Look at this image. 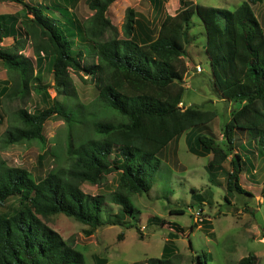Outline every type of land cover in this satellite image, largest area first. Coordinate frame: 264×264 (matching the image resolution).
Wrapping results in <instances>:
<instances>
[{"label":"trees","instance_id":"1","mask_svg":"<svg viewBox=\"0 0 264 264\" xmlns=\"http://www.w3.org/2000/svg\"><path fill=\"white\" fill-rule=\"evenodd\" d=\"M114 1L87 0L94 13L83 22L74 19V26L66 29L46 15L42 5L11 0L32 15V25L45 38L38 36L40 40L33 49L38 56L36 61L0 44V61L11 81L10 87H1L0 96L23 99L32 89L48 97L45 86L33 84L37 80L34 65L41 67L40 52L51 56L56 92L71 100L76 98L77 90L68 73V68H72L91 75L97 95L89 112L93 136L74 143L69 133L64 143V161L44 176L36 178L27 169L7 165L0 158V264H86L81 251L41 216L64 214L88 225L84 231L87 235L103 224L135 227L142 238L137 220L124 219L137 213L130 195L148 193L151 178L161 164L157 155L172 139L193 127L203 126L208 131L207 126L216 116L215 111L200 106H179L184 90L180 83L189 67L203 72L197 70L201 68L199 64L186 58L184 46L188 44L195 14L205 31L204 49L209 58L212 87L220 97L239 106L231 110L222 127L225 146L217 144L213 134L190 132L188 150L198 156L213 154L206 170L211 175L217 171L226 174L228 192L250 194L239 182L244 163L241 155L235 152L230 158V172L225 173L222 165L234 149L237 130L247 131L264 153V31L253 9V4L263 0H244L234 9L179 0L178 10L165 14L156 31L150 21L136 17L134 10L128 8L122 37L105 39L104 32L112 28L106 12ZM157 1L160 8L163 0ZM15 21L14 15L0 14V43L11 36L19 42L17 35L21 32L17 31ZM27 32L26 28L24 34ZM75 36L91 44L97 63H80L82 50L73 48ZM79 111L57 100L33 112L19 107L0 136V149L34 140L44 146L46 121L57 116L70 126V122L81 120ZM112 172L118 175L117 185L107 198L81 188L83 183H102ZM197 196L201 202L203 197ZM10 198H15L18 205L8 207ZM109 202L119 206L118 213L104 219ZM173 250L168 239L162 257L149 258L146 264H177ZM205 256L198 254L197 262L206 264L202 260ZM255 259L248 254L236 264H256Z\"/></svg>","mask_w":264,"mask_h":264},{"label":"rangeland","instance_id":"2","mask_svg":"<svg viewBox=\"0 0 264 264\" xmlns=\"http://www.w3.org/2000/svg\"><path fill=\"white\" fill-rule=\"evenodd\" d=\"M55 1L54 7L51 3ZM27 0L33 5H42L43 12L56 19L61 27H73L74 19L83 22L94 11L88 7L87 0ZM203 5L234 9L244 0H191ZM60 4L61 7H57ZM157 0H115L106 12L112 28L104 32V38L114 35L122 37L123 25L128 8H132L135 16L147 19L156 31L165 14H174L179 6V0H163L157 8ZM65 7V9H64ZM182 7V6H181ZM256 17L264 31V0L253 4ZM0 10L13 12L15 27L19 42L14 37L5 38L0 43L4 48L13 49L18 53L36 61L37 54L33 49L40 40L36 26L32 25L31 17L23 7L17 4L1 1ZM193 26L189 30L186 58L199 64L203 72L183 77L181 85L186 86L182 95V107L188 105L200 106L216 112V116L206 127H193L182 133L175 140L176 148L173 155L168 154L166 146L157 156L161 160L160 167L151 178V188L147 192L130 195L134 206L135 217L125 216L130 222L136 221L142 238L135 227L125 228L119 224H103L87 235L88 225L82 224L71 217L54 214L42 217V220L57 231L65 241L75 246L84 255L86 264H146L149 258L162 257L163 246L170 241L174 245L175 263L199 264L196 256L205 253L202 260L206 264H236L239 259L248 254L255 256L256 264H264V153L254 138L234 137L236 149L223 162V171H231L230 158L235 152L241 155L244 162L239 177L241 186L247 193L228 192L225 186L226 174L215 172L211 175L205 168L213 154L198 156L188 150L187 144L192 132L197 134H213L217 144L225 146L222 127L229 118L227 108H237L236 102L219 100V95L212 87V75L209 58L205 52V34L200 18L195 14L192 17ZM35 28V32L33 28ZM68 27V28H67ZM28 29L27 34L25 29ZM40 36L43 37L41 34ZM192 36V37H191ZM9 39V40H8ZM74 49L82 50V65L97 63V58L91 51V44L80 37H74ZM41 67L34 65L33 73L37 80L33 84L46 87V95L36 94L31 89L30 95L20 99L0 96V136L7 127L8 121L13 118V112L24 107L33 112L48 106L53 100L64 103L67 107L80 110L78 118L83 120L70 122L68 126L61 118L52 116L44 125V146L38 142L29 141L20 144L7 145L0 149V158L7 165L20 166L27 169L39 178L50 169L59 166L65 158L64 143L66 136L71 133L74 143L93 136L89 112L91 103L95 100L97 89L91 75L83 71L68 68L69 78L76 87L77 96L69 99L55 90L53 72L50 65L51 56L40 52ZM187 60V59H186ZM10 78L0 61V89L10 87ZM64 92V90L61 89ZM75 101V102H74ZM230 103V104H229ZM79 111V112H80ZM43 153V158H40ZM53 154L55 157H53ZM117 173H109L102 183H83L81 188L90 194H105L116 188ZM195 189V191H192ZM197 195L203 200L199 202ZM8 207L17 206V200L10 198ZM182 209V213H171V209ZM119 206L107 203L103 218H114ZM0 210H2L0 208ZM158 218L160 221L156 220ZM153 219L154 221H151ZM163 221V222H161ZM194 224V227L190 226ZM180 227V230L177 229ZM122 234V236H120ZM174 234V236H173ZM177 235V237L175 236ZM192 247H190V243Z\"/></svg>","mask_w":264,"mask_h":264},{"label":"crops","instance_id":"3","mask_svg":"<svg viewBox=\"0 0 264 264\" xmlns=\"http://www.w3.org/2000/svg\"><path fill=\"white\" fill-rule=\"evenodd\" d=\"M25 1H27V0H25ZM53 1V0H52ZM66 1V0H65ZM3 2H5V1H3ZM7 3H10L11 2V0L10 1H6ZM1 3V2H0ZM12 4H17V3H14V2H11ZM29 3V2H28ZM31 4V3H30ZM54 4H56V2L55 1H53L52 3H51V6H53L54 7ZM17 5H19V4H17ZM20 7H22L21 5H19ZM0 14H11V15H13L14 13L13 12H7V11H5V10H0ZM6 38H9V37H6ZM5 39V38H4ZM3 39V40H4ZM9 40V39H8ZM31 53H32V55H33V52L31 51ZM186 64L188 65V62H187V60H186ZM189 70H190V67H189ZM197 73V72H196ZM185 76H186V78H188L189 76L191 77L192 75L189 73V71L185 74ZM184 87H186V86H184ZM219 98V100H224L225 102H231V101H228V100H226L225 98H222V97H218ZM180 104V106L182 107V101L179 103ZM230 104V103H229ZM233 108L232 107H228L227 108V110H228V113H229V118H230V113H231V110H232ZM228 118V119H229ZM249 136V134L247 133V131H245V130H237L236 132H235V135L237 136V138H239V136L242 138H244V136H247V135ZM181 134H179L178 136H180ZM178 136H176L174 139H172L168 144H167V146H169V149H168V154L169 155H173L174 156V153H175V148H176V144L177 143H175V140L178 138ZM235 137V136H234ZM236 146L234 145V149H236L235 148Z\"/></svg>","mask_w":264,"mask_h":264},{"label":"clouds","instance_id":"4","mask_svg":"<svg viewBox=\"0 0 264 264\" xmlns=\"http://www.w3.org/2000/svg\"><path fill=\"white\" fill-rule=\"evenodd\" d=\"M25 56H26V55H25ZM29 58H30V57H29ZM179 106H180V104H179ZM233 109H234V108H233ZM233 109H232V110H233ZM249 137H250V136H249Z\"/></svg>","mask_w":264,"mask_h":264},{"label":"built area","instance_id":"5","mask_svg":"<svg viewBox=\"0 0 264 264\" xmlns=\"http://www.w3.org/2000/svg\"><path fill=\"white\" fill-rule=\"evenodd\" d=\"M200 68H197V70H199Z\"/></svg>","mask_w":264,"mask_h":264}]
</instances>
